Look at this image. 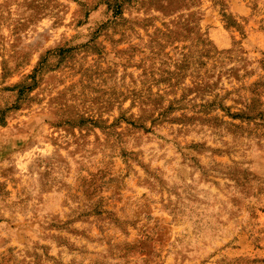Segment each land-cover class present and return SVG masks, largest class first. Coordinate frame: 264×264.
Masks as SVG:
<instances>
[{"label": "rangeland", "instance_id": "1", "mask_svg": "<svg viewBox=\"0 0 264 264\" xmlns=\"http://www.w3.org/2000/svg\"><path fill=\"white\" fill-rule=\"evenodd\" d=\"M0 264H264V0H0Z\"/></svg>", "mask_w": 264, "mask_h": 264}]
</instances>
